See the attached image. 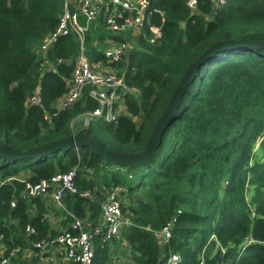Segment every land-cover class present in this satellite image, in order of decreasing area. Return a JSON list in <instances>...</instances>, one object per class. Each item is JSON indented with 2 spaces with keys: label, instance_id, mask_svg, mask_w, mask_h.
I'll list each match as a JSON object with an SVG mask.
<instances>
[{
  "label": "trees",
  "instance_id": "16d2710c",
  "mask_svg": "<svg viewBox=\"0 0 264 264\" xmlns=\"http://www.w3.org/2000/svg\"><path fill=\"white\" fill-rule=\"evenodd\" d=\"M64 4L0 0V143L11 149L31 150L70 136L84 126L81 115L97 106L85 88L72 105L56 107L80 48L75 34L52 43L46 66L37 53ZM213 6L212 0H200L191 11L186 0H150L158 11L151 21L161 26V37L150 43L143 34L131 36L127 54L111 63L136 91L123 94L126 114L115 122L90 121V135L119 153L141 151L183 73L210 45L264 41V0ZM96 28L83 42L91 61L103 58L107 37L121 39L103 24ZM36 89L41 103L27 105ZM74 167L77 188L90 196L65 191V210H60L65 229L59 230L46 217L41 197L21 195L17 177L37 181ZM0 175L12 178L0 185V233L8 249L20 245L36 254L31 261L20 253L16 264H40L37 256L45 252L32 243L71 230L66 210L96 225L101 203L115 186L123 187L121 209L130 223L110 243L95 239L92 264H119L120 258L124 264H165L174 252L180 254L179 264H200L201 255L205 264H264L259 243L264 241V49L220 51L203 62L146 164L129 168L106 162L82 146L38 160L0 158ZM172 218L170 237L161 244L155 231ZM27 225L35 232L27 233ZM248 237L256 242L243 244Z\"/></svg>",
  "mask_w": 264,
  "mask_h": 264
},
{
  "label": "built area",
  "instance_id": "2783aa9c",
  "mask_svg": "<svg viewBox=\"0 0 264 264\" xmlns=\"http://www.w3.org/2000/svg\"><path fill=\"white\" fill-rule=\"evenodd\" d=\"M200 0H186V6L195 11ZM227 0H212L215 9L222 6ZM156 9L150 7V0H65L64 9L59 16L56 27L41 42L37 53L43 58L42 65L46 64L47 51L52 43L60 36L75 34L80 42V48L75 58L74 67L67 80V90L57 99L56 107L65 108L76 102L83 94L85 88L91 98L97 102V106L81 115L84 126L90 121L101 118L107 122H115L118 116L126 114L122 103V96L126 92H135V88L127 85L123 75L112 68L111 63L122 60L129 51L131 36L143 34L150 43H156L161 37V26L152 23L151 18ZM160 14H162L160 12ZM103 24L105 29L111 33L121 36V39L107 37L106 45L102 50L103 58L91 61L84 51V39L91 28ZM148 30L146 36L145 29ZM48 67H51L49 64ZM41 94L39 89L33 91L26 99V104H40ZM76 150V149H75ZM76 168L66 172H56L48 178H41L37 181H29L24 177H17L22 182L21 195L24 198L32 199L50 195L56 208L64 209L62 199L65 191L78 194L81 197H89V190H79L75 184ZM11 177L2 179L0 185L11 180ZM123 187L115 186L106 193L101 203L100 218L96 225L85 223L75 213L67 211L70 217L71 230H64L52 238H42L34 241L32 246L47 252L58 248L68 264H92L95 239L110 243L116 237L123 225L129 224L130 220L121 209V192ZM10 206H15V201H10ZM253 214V213H252ZM175 218H172L165 226L155 231L158 241L164 244L170 237V230ZM25 231L34 233L32 226L27 225ZM211 239H215L214 235ZM11 240V237L9 238ZM256 242L251 237L244 240L243 244ZM264 244V241H259ZM205 248H203L204 250ZM224 251V248L221 247ZM32 255L31 251L22 249L16 245L8 249L4 236L0 233V264H11L19 258ZM47 255L40 256V264H46ZM180 254L171 253L165 264H179ZM43 262V263H41ZM200 264H205L203 256H200ZM221 264H237L232 260H226Z\"/></svg>",
  "mask_w": 264,
  "mask_h": 264
},
{
  "label": "water",
  "instance_id": "95a60500",
  "mask_svg": "<svg viewBox=\"0 0 264 264\" xmlns=\"http://www.w3.org/2000/svg\"><path fill=\"white\" fill-rule=\"evenodd\" d=\"M239 48H263L264 41H254L248 39L221 40L210 45L194 62H192L183 73L178 85L171 94L168 103L156 120V123L149 135V138L141 151L132 153H119L113 147L107 146L103 141L94 135H90L87 126H82L70 136L62 137L58 140L46 142L40 147L31 150L19 151L11 149L7 144L0 143V158L17 160L23 158L38 160L42 156L53 152L66 151L71 148L87 146L90 151L95 152L106 162L134 168L146 164L150 161L155 149L157 148L163 132L169 123L174 111L185 93L188 84L197 75L200 65L213 56L216 52L227 51Z\"/></svg>",
  "mask_w": 264,
  "mask_h": 264
},
{
  "label": "crops",
  "instance_id": "0c3cea01",
  "mask_svg": "<svg viewBox=\"0 0 264 264\" xmlns=\"http://www.w3.org/2000/svg\"><path fill=\"white\" fill-rule=\"evenodd\" d=\"M41 201L45 203V208L47 209L46 217L49 219L50 224L53 227L58 228L59 230L65 229V226L62 224V219L64 216L61 214V211L56 208L53 200L51 199V196L45 195L41 197ZM45 255H47L46 257L49 258L46 264H68V262L63 258L62 254L58 251V248L56 246L45 252ZM30 257H32V255H28V259ZM16 260L17 259H15L11 264H16ZM38 262H40V256L38 257Z\"/></svg>",
  "mask_w": 264,
  "mask_h": 264
},
{
  "label": "rangeland",
  "instance_id": "374dc122",
  "mask_svg": "<svg viewBox=\"0 0 264 264\" xmlns=\"http://www.w3.org/2000/svg\"><path fill=\"white\" fill-rule=\"evenodd\" d=\"M96 29H97L96 27L93 28V30H96ZM93 30H92V31H93ZM94 43H97V41L95 40ZM44 66H46V64H45ZM79 120L81 121L82 119L80 118ZM55 206H57V205H55ZM58 209H59V208H58ZM33 258H36V254H33L32 257L29 258V259H28V257H27L28 260H31V259H33ZM37 258H38V256H37ZM31 261H32V260H31ZM118 263H119V264H124V263H123V258H120V262H118Z\"/></svg>",
  "mask_w": 264,
  "mask_h": 264
}]
</instances>
